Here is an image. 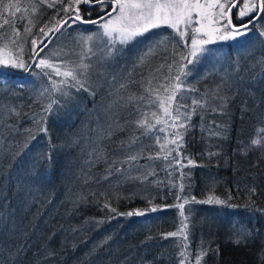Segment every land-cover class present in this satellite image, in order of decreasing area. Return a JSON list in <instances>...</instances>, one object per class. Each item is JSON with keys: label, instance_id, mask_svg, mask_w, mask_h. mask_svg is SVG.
<instances>
[{"label": "snow or ice", "instance_id": "6c2138e0", "mask_svg": "<svg viewBox=\"0 0 264 264\" xmlns=\"http://www.w3.org/2000/svg\"><path fill=\"white\" fill-rule=\"evenodd\" d=\"M44 8L54 11L40 23L37 14L43 15ZM93 11L97 12L95 18L91 15ZM262 21L264 0H24L23 3L22 0H0V93L19 96L31 90L38 101L48 98L49 102L42 104L47 116L40 115L38 119L32 116L29 119L37 126L35 131L44 133L48 139V148L41 154L43 163L55 168L57 145L48 136V116L59 115L61 109L67 111L68 105L76 98L75 93L83 91L94 97L96 91L92 77L103 76L104 62L108 58L140 42V38H145V34L153 29L170 30L153 33L155 39L147 38L152 39V43L137 56L134 63V67L146 65L159 50L165 51L167 55L155 68H150L146 75L141 73L138 80L131 72L112 76L109 94L115 99L109 107H120L121 102L123 106L131 105L133 111L129 116L132 118H126L123 124L116 119L106 128L98 127L97 140H110L116 131L129 129L130 135L119 141L117 151L107 155L97 142L89 153L88 163L91 167L102 160L106 167L101 179L109 181L110 185V178L115 177L117 185L139 181L140 184L159 186L164 181H150L149 177H157L160 171H164L167 184L178 189L173 204L160 205L154 202L155 197L144 196L143 207L124 213H117L107 200L103 207L126 217H147L151 213L177 209V229L163 236L165 239L178 238V264H202L209 252L219 255V248H213L211 244L204 246L202 241L193 254L188 240L193 209H186V205L206 204L219 206L220 209L244 207L250 213H264V209L258 208L253 199L257 194L254 185L246 186L248 195L243 205L231 203V191L223 198L215 195L214 177L210 178V194L205 199L198 200L195 196L183 194L185 181L192 176L184 169L202 166L186 152L185 137L198 129L206 138H225L227 120H217L216 116L229 115V104L236 98L245 79L250 78L243 75L239 47L226 53L214 46L229 40L239 45L240 38L246 37L253 29H257V35L264 43ZM20 22H23L22 28L17 27ZM38 24V35H34L32 29ZM89 24L95 25L97 30L78 31L79 25ZM22 35L31 37L27 54L24 43L28 41H22ZM68 37L72 39L67 40ZM53 40L67 42L50 48ZM206 62L211 65L210 69L205 67ZM217 65H220L219 69ZM257 65L264 69V59L247 65V70L253 73ZM10 70H20L22 78L10 81L6 75ZM213 71L220 77L215 87L198 88L196 85L200 80L207 79ZM260 75L264 77V71ZM132 85H136L138 91H132ZM246 110L245 104L242 111ZM20 115L15 105L0 106V118L6 116L12 120ZM197 116L199 124H194L193 117ZM14 131L15 121L0 123V164L7 161L11 165L15 156L8 147ZM25 131L31 139H35L32 129ZM262 134L264 124H259L246 144L240 142L238 151L247 155L250 150L264 148ZM75 143L78 141H73ZM200 155H206L211 160L220 152L213 151L209 145ZM141 160L147 162L141 163ZM157 161L163 163L157 164ZM187 186L190 188L191 184ZM252 234L246 225H232L231 239L237 245ZM0 264H4L2 259ZM258 264H264V249L258 253Z\"/></svg>", "mask_w": 264, "mask_h": 264}, {"label": "trees", "instance_id": "16d2710c", "mask_svg": "<svg viewBox=\"0 0 264 264\" xmlns=\"http://www.w3.org/2000/svg\"><path fill=\"white\" fill-rule=\"evenodd\" d=\"M52 11L44 8L40 23L47 20ZM92 15L97 16V12L93 11ZM22 23L17 27L22 28ZM38 27L39 24L33 28L34 35H38ZM166 31L170 30L151 31L145 38H140V42L108 58L104 62L103 76L92 77L95 79L94 97L87 92L75 93L73 90L76 98L68 105V110L61 109L59 115L48 116V136L57 145L55 168L43 163L41 154L48 148V139L44 133L35 131L37 126L29 119L47 116L42 104L48 103V98L38 101L31 90L19 96L0 93V106L15 105L21 113L12 120L6 116L0 118V123L15 121L16 124L12 142L8 145L15 156L11 165L7 161L0 164V253L3 254L0 259L4 264H178V238L165 239L163 236L177 229V209L151 213L147 217H126L103 207L107 200L117 213H124L143 207L144 196L155 197L154 202L160 205L173 204L178 189L167 184L166 173L160 171L157 177H149L150 181H164L159 186L140 184L139 181L117 185L115 177L110 178V185L109 181L101 179L105 163L101 160L91 167L88 163L89 153L97 142L107 155L117 151L119 141L130 135L129 129L116 131L110 140H97L98 127L106 128L116 119L123 124L126 118H132L129 116L133 111L131 105L123 106L121 102L120 107H109L115 99L109 94V81L113 75H127L129 72L138 80L141 73L146 75L150 68L161 63L162 57L167 55L163 50L150 57L146 65L134 67L137 56L155 39L153 33ZM22 36L28 41L27 54L31 37ZM59 43L55 40L50 48L58 47ZM214 47H220L226 53L239 47L243 75L250 78L245 79L236 98L229 104V115L216 116L217 120H227L225 138H206L198 129L185 137L186 152L202 166L184 169L192 176L185 181L183 194L195 196L198 200L205 199L210 194V178L214 177V194L223 198L231 191V203L236 205L246 202V186L254 185L257 188L253 197L255 204L264 209V148L250 150L247 155L238 151L240 142L246 144L257 125L264 124V77L260 75L264 69L257 65L255 72L247 70V65L264 59V43H261L257 29H253L240 39L239 45L229 40ZM205 67L210 69L211 65L206 62ZM224 67L227 68V63ZM219 78L213 71L196 86L201 90L215 87ZM96 80H99L97 84ZM131 90L136 92L138 87L132 85ZM245 104L248 110L242 111ZM193 123L199 124L198 116L193 117ZM25 129H32L35 139H31ZM73 141L78 143L73 144ZM209 145L213 151L220 152L211 160L200 155ZM146 162L141 160V163ZM189 183L190 188L187 186ZM185 207L194 212L188 233L193 254L202 241L204 246L211 244L213 248H219V255L209 252L202 264H258V253L264 249V213H250L244 207L220 209L219 206L195 203ZM152 221L156 225L149 224ZM234 223L246 225L253 233L239 245L231 239Z\"/></svg>", "mask_w": 264, "mask_h": 264}, {"label": "rangeland", "instance_id": "374dc122", "mask_svg": "<svg viewBox=\"0 0 264 264\" xmlns=\"http://www.w3.org/2000/svg\"><path fill=\"white\" fill-rule=\"evenodd\" d=\"M42 16L41 15H39V14H37V18L40 20V18H41ZM23 24V23H22ZM78 29H81V30H88V29H83V28H78ZM159 29H165V28H159ZM33 30V29H32ZM90 30H93V31H96L97 29H96V27H94V28H92V29H90ZM154 30H156V29H153V30H151V31H154ZM69 31H72L71 29H69ZM150 31V32H151ZM146 34H148V33H146ZM145 34V35H146ZM241 38H243V37H241ZM240 38V39H241ZM25 37H21V40L22 41H25ZM64 42H67V41H62V42H60L59 43V45H58V47L59 46H61V44L62 43H64ZM29 47H30V41H29ZM24 48H25V53H26V49H27V44L26 43H24ZM18 71H20V70H18ZM93 79V78H92ZM10 81H12V80H14L13 78L12 79H9ZM14 81H16V80H14ZM93 81H95V79H93ZM99 82V80H96V84ZM192 216H194V212L191 214ZM201 222H204V220H202ZM152 223H154L155 225H156V222L155 221H152V222H150L149 224H152Z\"/></svg>", "mask_w": 264, "mask_h": 264}, {"label": "water", "instance_id": "95a60500", "mask_svg": "<svg viewBox=\"0 0 264 264\" xmlns=\"http://www.w3.org/2000/svg\"><path fill=\"white\" fill-rule=\"evenodd\" d=\"M233 12H235V9L233 10ZM87 26H92V25H87ZM55 40H53V43H54ZM51 45H49L50 47ZM47 51V50H46ZM7 75H10V76H13V77H17V78H22V73L21 72H16L14 70H10L6 73Z\"/></svg>", "mask_w": 264, "mask_h": 264}, {"label": "flooded vegetation", "instance_id": "af4514ba", "mask_svg": "<svg viewBox=\"0 0 264 264\" xmlns=\"http://www.w3.org/2000/svg\"><path fill=\"white\" fill-rule=\"evenodd\" d=\"M83 7V6H82ZM92 15V14H91ZM96 17V16H95ZM93 15H92V18H95ZM234 22L235 23H239V22H236L235 20H234ZM94 27H96L95 25H92V26H87V25H79V28H83V29H88V30H90V29H92V28H94Z\"/></svg>", "mask_w": 264, "mask_h": 264}]
</instances>
